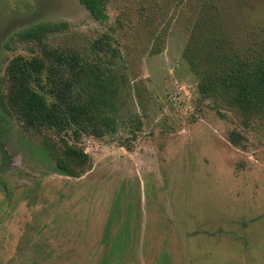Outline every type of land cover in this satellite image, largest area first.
Masks as SVG:
<instances>
[{
  "label": "rangeland",
  "instance_id": "374dc122",
  "mask_svg": "<svg viewBox=\"0 0 264 264\" xmlns=\"http://www.w3.org/2000/svg\"><path fill=\"white\" fill-rule=\"evenodd\" d=\"M105 13L0 0V80L30 55L18 32L58 23L50 42L99 55L117 83L115 132L80 137L90 165L76 178L58 171L53 133L28 134L0 110V264H264V121L243 130L220 117L184 58L204 19L237 49L264 45V0H110Z\"/></svg>",
  "mask_w": 264,
  "mask_h": 264
},
{
  "label": "trees",
  "instance_id": "16d2710c",
  "mask_svg": "<svg viewBox=\"0 0 264 264\" xmlns=\"http://www.w3.org/2000/svg\"><path fill=\"white\" fill-rule=\"evenodd\" d=\"M78 1L95 20L107 19L110 0ZM62 29L64 24L39 23L17 33L18 41L31 46L30 55L17 54L8 61L0 80V110L28 134L53 133L62 142L51 148L58 171L76 178L90 165V157L78 146L80 137L101 139L115 132L117 83L99 55L91 63L72 46L52 44L51 36ZM107 38L100 37L93 48L102 54L110 51ZM184 58L197 78V94L220 117L235 116L243 130L264 121V45L237 49L204 19L193 27ZM68 135L75 144L65 141ZM229 140L240 146L246 138L232 129Z\"/></svg>",
  "mask_w": 264,
  "mask_h": 264
}]
</instances>
